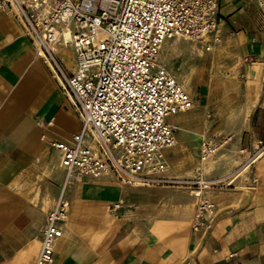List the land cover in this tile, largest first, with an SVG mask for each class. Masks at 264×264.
<instances>
[{"label":"crops","instance_id":"0c3cea01","mask_svg":"<svg viewBox=\"0 0 264 264\" xmlns=\"http://www.w3.org/2000/svg\"><path fill=\"white\" fill-rule=\"evenodd\" d=\"M262 18L252 0H219L207 66L220 75L204 91L200 75L178 74L194 99L193 108L169 118L176 132L165 177L179 186L127 185L110 175L73 180L56 264H264V155L245 166L251 145L264 140ZM187 52L205 62L201 46ZM54 55L64 72L74 71L70 47ZM80 128L49 64L19 20L0 9V264H35L64 180L52 143ZM202 137L226 142L209 165L198 160ZM206 169L208 181L232 183L205 192L213 222L192 232L197 199L180 184Z\"/></svg>","mask_w":264,"mask_h":264},{"label":"built area","instance_id":"2783aa9c","mask_svg":"<svg viewBox=\"0 0 264 264\" xmlns=\"http://www.w3.org/2000/svg\"><path fill=\"white\" fill-rule=\"evenodd\" d=\"M252 1L264 15V0ZM0 9L19 20L42 51L81 123L69 140L52 143L64 180L40 231L35 264H56L55 246L69 212L66 190L73 180L110 175L127 185L169 183L150 178L165 172L166 153L175 143L176 128L167 119L193 108L194 99L175 73L155 63L166 40L213 37L215 42L219 0H0ZM64 31L75 56L70 74L50 49ZM225 143L202 137L200 160ZM251 150L249 166L264 155V140ZM226 183L198 174L180 184L197 199L192 232L210 228L215 205L205 192Z\"/></svg>","mask_w":264,"mask_h":264},{"label":"rangeland","instance_id":"374dc122","mask_svg":"<svg viewBox=\"0 0 264 264\" xmlns=\"http://www.w3.org/2000/svg\"><path fill=\"white\" fill-rule=\"evenodd\" d=\"M262 15V14H261ZM264 17V15H262ZM262 21H264V18H262ZM206 39V38H204ZM174 40V39H170ZM210 40V44L206 43ZM207 41L203 40H184L180 39L179 41L175 42L173 49H166L163 47L160 53L159 60H161V57L163 60V65L171 70L173 73H175L178 77V74L181 72H189L192 75H200L199 78V84L205 89H208V87L213 83V80H215L220 74H218V71L213 66H207V60L210 56V51L206 50V47L210 45L211 47L214 45L213 37H210ZM201 46L202 50L204 51L203 60L204 63H197L196 57H194L193 54H190L187 52V50L191 47L194 48L195 46ZM164 50V51H163ZM165 53V54H164ZM196 63V64H195ZM179 79V78H178ZM180 81V80H179ZM181 82V81H180ZM170 118V117H169ZM169 118L167 121L169 122ZM219 154L216 153L213 158H211V162H213V159H216V157ZM198 160H200L198 156ZM207 162H204L203 164H206ZM210 169H206V173H203L202 171H198V173H195V176L200 174L202 177L206 178L208 177ZM167 171L163 174V177H165ZM208 173V174H207ZM60 174L62 176V179L64 178V173L60 171ZM162 185H169V186H176L178 187L179 184H175L174 182H169L167 184Z\"/></svg>","mask_w":264,"mask_h":264},{"label":"bare ground","instance_id":"6f19581e","mask_svg":"<svg viewBox=\"0 0 264 264\" xmlns=\"http://www.w3.org/2000/svg\"><path fill=\"white\" fill-rule=\"evenodd\" d=\"M210 37H206V39H204L203 41H207L208 39H209ZM68 39H69V34H68V32L67 31H64L63 32V34H62V37L60 38V40H59V42H58V44H55V45H51L50 46V49L52 50V52H53V54H54V52H56L57 54H58V52H59V48H64V47H68L69 48V46L67 45V41H68ZM180 39H182V38H174V40L172 41V40H166L165 41V43H164V45L162 46V48H161V50L163 49V47L165 48V50L166 49H173V47H174V43L175 42H177V41H179ZM184 40H187V39H184ZM36 44H37V46H39V44H38V42H36ZM59 46V47H58ZM58 47V48H57ZM208 49H209V47H208ZM207 49V50H208ZM189 50V49H188ZM197 50V49H196ZM164 51V50H163ZM200 52V51H199ZM42 53V51L40 52V54ZM160 53H161V51L159 52V54H158V56H157V61H156V65H162V66H164L163 65V58L161 57V60H159V57H160ZM165 54V53H164ZM68 55V54H67ZM68 57H69V55H68ZM68 59H70V58H68ZM64 60V59H63ZM71 65V64H70ZM73 67V66H72ZM184 82H185V85L187 84V80L186 79H184ZM184 82H182L181 84L183 85V87H184ZM185 88V87H184ZM186 89V88H185ZM187 91V90H186ZM188 111V110H187ZM183 112H186V111H183ZM179 113H182V112H179ZM179 113H176V114H179ZM51 156V155H50ZM211 158H213L212 156L211 157H209V158H206V159H204V160H199L201 163H204V162H207L206 164H211L212 162H211ZM255 162V161H254ZM55 163V162H54ZM244 166V165H243ZM245 166H246V168H248L249 167V164L248 163H246L245 164ZM171 169V168H170ZM59 170V169H58ZM167 171V168H166V170H165V172ZM164 172V173H165ZM163 173V174H164ZM56 174V173H55ZM163 174H162V176H160V177H154V176H152V177H150L151 179H155V178H157V179H163V180H165V181H169L167 178H164L163 177ZM61 176V175H60ZM133 183H143V182H141V181H139V180H134V182ZM232 183V181H229V182H227V185L228 184H231ZM226 185V186H227ZM31 190V189H30ZM33 192V191H32ZM39 192V191H38ZM34 196V195H33ZM38 196H37V194L35 195V197H34V199H33V201H35L36 200V198H37ZM41 203H42V201H41ZM48 203H49V199H48V197H46L45 198V200H44V205L45 206H47L48 205ZM41 206V205H40Z\"/></svg>","mask_w":264,"mask_h":264}]
</instances>
